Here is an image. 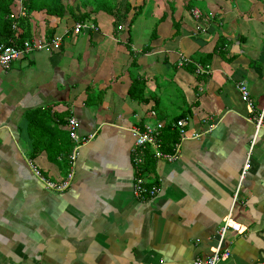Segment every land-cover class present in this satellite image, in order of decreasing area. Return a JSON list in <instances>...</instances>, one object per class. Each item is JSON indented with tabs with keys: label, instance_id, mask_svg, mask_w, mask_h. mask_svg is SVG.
I'll use <instances>...</instances> for the list:
<instances>
[{
	"label": "crops",
	"instance_id": "crops-1",
	"mask_svg": "<svg viewBox=\"0 0 264 264\" xmlns=\"http://www.w3.org/2000/svg\"><path fill=\"white\" fill-rule=\"evenodd\" d=\"M84 1L60 3L91 13ZM14 6L24 16L22 0ZM133 14L118 23L90 14L97 30L75 34L70 11H33L29 40L52 30L58 51L0 67V264H196L229 216L240 232L227 234L230 255L218 264H264V124L251 148L264 104V0H145L128 25ZM182 114L181 138L173 119ZM72 116L91 138L70 164ZM156 123L164 152L167 128L177 133L173 163L134 145L133 130ZM138 155L146 187L159 190L153 197L133 195ZM33 165L52 181L71 173L69 188L47 189Z\"/></svg>",
	"mask_w": 264,
	"mask_h": 264
},
{
	"label": "built area",
	"instance_id": "built-area-1",
	"mask_svg": "<svg viewBox=\"0 0 264 264\" xmlns=\"http://www.w3.org/2000/svg\"><path fill=\"white\" fill-rule=\"evenodd\" d=\"M195 16L199 14V11H194ZM83 29H91V30H97L96 26H94L92 23L86 22V23H77L74 28H73V33H79ZM122 26H118V30H121ZM61 45V40L58 37H53L50 40H31V41H25L22 46L20 47H4L0 46V67L4 70H8L11 63L13 61H16L20 58L25 53L29 52H34V51H42L46 49H52L51 46L54 47H60ZM201 71V69H200ZM237 90L240 93L241 100L243 103L246 105L250 106L251 108L253 107V102L249 98V90L244 85V83L239 82L236 86ZM187 124V118L178 120L176 122V126L179 128V133L181 138L184 137L186 134V127ZM264 124V104L262 105L259 113L257 114L255 118V128L256 131L254 133V138L251 143V148L253 144L255 143V139L257 137V133L260 130V128L263 127ZM67 130L69 132V137L73 141V152L70 155V164L73 163L75 159L76 152L79 148L80 145L86 143L88 139L91 138V136L88 137H83L78 134V121L75 117H69L67 119L66 123ZM163 125L161 123H156L154 126L146 125L143 130H138L134 129L133 130V135L135 136L134 140V145L139 150V153H142V150L146 148L147 146H151L154 150L153 152V157L154 159L158 160H165L169 163L175 161L177 159L178 155V144L174 146L172 153L164 152L161 149L160 146V134L162 131ZM136 171L138 170V166L143 164L142 158L138 155L136 157ZM249 163H250V158L247 157L245 164L243 166V169L240 174V181L237 185V188L235 189V195L234 198L236 199L237 196L239 195L240 189H241V182L246 176V173L249 169ZM31 169L35 176L41 180L44 184V186L47 189L50 190H56V191H62L70 186V180L72 179V174H68L67 177L64 180L60 181H52L48 179L47 177L43 176L39 168L36 166H31ZM136 178L134 179L133 182V195L137 198H144V197H153L158 193V189L156 187L152 188H147L146 183L141 177V175L137 172L136 173ZM232 231L235 233L240 232V225L237 222L232 221L231 216L228 218H225L222 225L218 229L217 232V246L212 250V252L206 256L204 259L197 258L195 263L196 264H218L219 262L225 261L226 259L229 258V252L227 249L223 247V242L225 241V238L227 234Z\"/></svg>",
	"mask_w": 264,
	"mask_h": 264
},
{
	"label": "trees",
	"instance_id": "trees-1",
	"mask_svg": "<svg viewBox=\"0 0 264 264\" xmlns=\"http://www.w3.org/2000/svg\"><path fill=\"white\" fill-rule=\"evenodd\" d=\"M13 2L14 0H0V46L2 45L4 47H20L25 41H30L28 18L33 11L45 10L48 15H61V17L66 11H70L72 18H74L77 23L79 22L80 24H82L86 22L90 14H95L96 12L100 11L110 16H114V21L118 23L119 21H125L130 10H134L133 17L128 23V25H130L132 23L131 21H133L134 18L141 13V10L145 5V0L136 3L135 5L131 4L129 0H124V2L118 0H86L83 3L85 6L88 5L92 8L91 13L83 14L79 13L81 9L74 10L78 11L77 14L69 10L71 8L69 5L61 4L60 0H22L24 16L19 15V17H17L14 16L11 8ZM84 5H80L78 9L83 8ZM117 28L118 27L116 25V29ZM49 33L50 34L48 35L47 40H50L53 37V31L50 30ZM129 95L131 97H134L132 91L131 93H129ZM183 117L184 114L175 117L173 119L174 124L176 125V122ZM166 132L167 135L163 137L162 148H164L166 152H169L173 146L172 144L177 142L178 137L177 133L174 131L171 132L170 128H167ZM145 156L147 159H154L151 158L149 153H145ZM142 165L143 164L138 166V173L140 175H142Z\"/></svg>",
	"mask_w": 264,
	"mask_h": 264
},
{
	"label": "rangeland",
	"instance_id": "rangeland-1",
	"mask_svg": "<svg viewBox=\"0 0 264 264\" xmlns=\"http://www.w3.org/2000/svg\"><path fill=\"white\" fill-rule=\"evenodd\" d=\"M122 2H124V0H121ZM130 1V0H129ZM131 1H133V0H131ZM138 1V0H137ZM65 2L66 3H69V4H73V3H78V0H65ZM132 3H135V0L132 2ZM11 8H12V6H11ZM92 9V8H91ZM187 9H185V11H186ZM12 11H13V14H14V16H16L15 15V6L12 8ZM125 25V24H124ZM101 28L103 29V30H105V28H107L104 24H102L101 23ZM127 26V25H126ZM31 41V40H30ZM144 42H139V44H143ZM52 47V50H55V51H58V47L56 48V47H54V46H51ZM165 76V75H164ZM158 83L160 84V85H162L163 86V88H165L167 85H168V83L167 82H165L164 80H161V78H159L158 77ZM170 89H173V88H170ZM169 89V90H170ZM166 101H167V104L170 106L171 104H172V102L175 104V108L173 109V112L175 113L176 111H177V107H178V105H179V103H178V99H176V98H172V99H170V101H171V103L169 102V100H167L166 99ZM180 101V100H179Z\"/></svg>",
	"mask_w": 264,
	"mask_h": 264
},
{
	"label": "bare ground",
	"instance_id": "bare-ground-1",
	"mask_svg": "<svg viewBox=\"0 0 264 264\" xmlns=\"http://www.w3.org/2000/svg\"><path fill=\"white\" fill-rule=\"evenodd\" d=\"M200 14V13H199ZM195 18V17H194ZM255 110V109H254ZM155 123V122H154ZM152 126V125H151ZM261 129V128H260ZM173 145V144H172ZM179 146V145H178ZM173 150V149H172ZM179 153V152H178ZM178 158V157H177ZM173 163V162H172ZM238 179H239V177H238ZM244 180V179H243ZM135 197V196H134ZM235 233V232H234Z\"/></svg>",
	"mask_w": 264,
	"mask_h": 264
}]
</instances>
